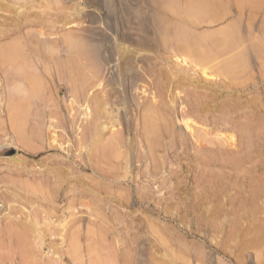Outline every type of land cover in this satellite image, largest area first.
<instances>
[{
    "label": "rangeland",
    "instance_id": "1",
    "mask_svg": "<svg viewBox=\"0 0 264 264\" xmlns=\"http://www.w3.org/2000/svg\"><path fill=\"white\" fill-rule=\"evenodd\" d=\"M263 45L264 0H0V264H264Z\"/></svg>",
    "mask_w": 264,
    "mask_h": 264
},
{
    "label": "bare ground",
    "instance_id": "2",
    "mask_svg": "<svg viewBox=\"0 0 264 264\" xmlns=\"http://www.w3.org/2000/svg\"><path fill=\"white\" fill-rule=\"evenodd\" d=\"M174 7V6H173ZM174 9V8H173ZM172 11V10H171ZM179 10H177L178 12ZM190 12V11H189ZM178 14V13H176ZM190 14V13H189ZM186 17V16H185ZM184 17V18H185ZM193 17V16H192ZM187 19V17H186ZM194 19V18H193ZM185 20V19H184ZM189 20V17L188 19ZM190 22V20L188 21ZM192 23V19L191 22ZM174 32V31H173ZM174 35V34H173ZM175 36V35H174ZM175 39V38H174ZM248 39V38H247ZM167 40V39H166ZM262 40V39H261ZM177 42L176 44V48H175V53H177V55H179V57H182L183 60L186 62L187 60H192L196 66H200L203 65V74L206 75L207 72H205V67L206 65H209L210 63H213L216 60H220V58H223L224 56L230 55V57L227 58V60L222 64V66L217 67L219 70L218 72L215 70V72H217V74L215 73V75H217L218 77H221L222 79H230L233 78L234 75L236 73H238V71L241 70V68L243 69L244 67V57H245V53L244 50L241 49V45L238 44V40H232V39H225V40H221L218 42H215L214 44H212L211 42H208L209 40L207 39H202L197 37L195 34H193L192 32L189 31H181V32H177L176 35V39L174 40ZM169 43V42H168ZM171 43V42H170ZM175 43V42H174ZM170 46H172L170 44ZM172 46V47H174ZM264 46V45H263ZM167 48V47H166ZM174 50V49H173ZM177 58V57H176ZM191 61V62H192ZM217 62V61H216ZM222 62V61H221ZM187 63V62H186ZM213 65H216L213 64ZM211 66V65H210ZM202 67V66H200ZM261 70V69H259ZM207 71V70H206ZM210 71V70H209ZM262 71V70H261ZM261 75V74H260ZM214 76V75H213ZM216 77V76H215ZM262 78V77H260ZM221 79V81H222ZM251 80V79H250ZM261 80V79H260ZM233 81V80H232ZM230 83V82H229ZM246 83V82H245ZM184 84V83H183ZM220 85L222 84L223 89H237L239 88V86L237 85H233V84H226V81L222 83H219ZM226 84V85H224ZM235 84V83H234ZM242 85H245L242 83ZM179 88V87H178ZM207 98V97H206ZM102 100V98H101ZM89 101V100H88ZM110 101V100H109ZM102 104V103H101ZM102 106V105H101ZM157 106V105H156ZM240 107V106H239ZM238 107V108H239ZM97 108V106H96ZM154 108V107H153ZM222 108V106H221ZM220 108V109H221ZM237 108V107H236ZM102 109V108H101ZM206 109V108H205ZM97 110V109H96ZM236 110V109H235ZM94 111V110H93ZM101 111V110H100ZM223 111V110H222ZM226 111V110H225ZM231 111V110H230ZM261 111V110H260ZM149 112V111H148ZM221 112V111H220ZM234 112V111H233ZM236 112V111H235ZM95 113V112H93ZM98 113V111H97ZM102 113V112H101ZM100 114V113H99ZM95 115V114H94ZM227 115V113H226ZM104 116V115H103ZM99 117V116H98ZM255 117V116H254ZM110 118V117H109ZM108 118V119H109ZM258 118V117H257ZM100 119V118H99ZM113 120V119H112ZM93 121V119L91 120ZM156 121V120H155ZM220 123V122H219ZM156 126V125H155ZM156 128V127H155ZM192 128V127H191ZM259 128V127H258ZM205 143V142H204ZM156 145V144H155ZM233 146V144L231 145ZM229 152V151H228ZM226 155V154H225ZM9 240V239H7ZM5 242V241H3ZM9 243V242H8ZM14 243V242H13ZM27 243V242H26ZM25 246V245H24ZM19 247V246H18ZM3 249V248H2ZM32 249V248H31ZM5 250V249H3ZM14 250V249H13ZM4 252V251H3ZM12 253V252H11ZM14 253V252H13ZM28 254V253H27ZM2 255V254H1ZM0 255V256H1ZM7 256V255H6ZM30 256V255H29ZM10 258V257H9ZM8 258V259H9ZM29 259V258H28ZM33 259V258H32ZM17 260V259H16ZM26 260V259H25ZM24 260V261H25ZM12 261V260H11ZM2 262V261H1ZM5 262V261H4ZM13 262V261H12ZM22 262V261H21ZM20 262V263H21ZM24 263V262H23ZM26 263V262H25ZM24 263V264H25ZM31 263V262H29ZM28 264V263H27Z\"/></svg>",
    "mask_w": 264,
    "mask_h": 264
}]
</instances>
